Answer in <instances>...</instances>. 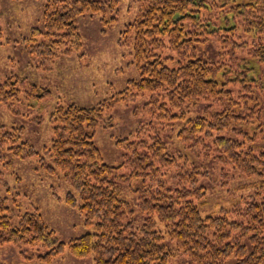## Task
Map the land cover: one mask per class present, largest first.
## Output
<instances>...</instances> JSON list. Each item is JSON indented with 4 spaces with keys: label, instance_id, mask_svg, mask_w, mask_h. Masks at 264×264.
<instances>
[{
    "label": "trees",
    "instance_id": "1",
    "mask_svg": "<svg viewBox=\"0 0 264 264\" xmlns=\"http://www.w3.org/2000/svg\"><path fill=\"white\" fill-rule=\"evenodd\" d=\"M139 4V16L124 26L119 38V44L131 45L139 78L129 80L117 99L126 98L130 91L134 95L149 93L152 98L146 104L153 106L148 110L161 109L166 112L161 116L183 120L178 137L195 143L210 139V150L224 164L233 165L247 176L264 178V151L255 153L242 140L213 135L230 128L233 122L248 120L240 111L249 109L248 93L254 81L251 62L264 64V0L226 8L224 13L231 17H225L220 27L202 13L219 7L215 0H139ZM104 12L101 0L46 1L43 28H32L29 53L43 61H52L59 54L71 55L82 46L77 19ZM235 18L241 20L244 32L254 35L251 43L236 42L232 34L220 30L234 28L235 21L230 19ZM210 36L217 39L221 48L216 61L198 55L199 44H206ZM239 47L242 49L237 53ZM165 50L173 52L175 60ZM18 82L24 80L8 77L0 83V101L18 99ZM238 82L241 86L234 92L229 83ZM256 86L264 88V79ZM26 92L37 99L50 94L47 88L34 84L28 85ZM199 103L206 104L201 113L187 117V109ZM110 104H59L50 114L53 138L46 152L52 164L45 167L46 172L60 174L68 183L70 190L64 201L81 214L91 232L60 241L38 208L19 215L13 223L0 200V245L10 242L43 247L44 253L30 257L45 264H51L65 250L77 258L91 257L93 264H169L177 255L186 256L190 264H264V200L251 199L230 212L202 215L198 202H202L206 190L196 184L201 174L197 167L179 174L181 186L170 188L161 181L154 189H137L134 203L120 197L111 176L129 161L115 166L105 163L89 132L96 128L103 109ZM257 106L253 104L246 114L260 117ZM22 129L17 128L20 132ZM19 137L16 131L0 126V145H14L8 149L17 156L34 154L30 143L17 144ZM152 138L148 144L126 143L127 147L133 145V169L128 176L149 175L154 179L161 167L175 162L165 141ZM124 141L119 140L117 145H124ZM143 145L146 149L139 151ZM135 213L142 217L140 224ZM232 214L235 218L230 217ZM157 223L164 227L173 247L163 242Z\"/></svg>",
    "mask_w": 264,
    "mask_h": 264
},
{
    "label": "rangeland",
    "instance_id": "2",
    "mask_svg": "<svg viewBox=\"0 0 264 264\" xmlns=\"http://www.w3.org/2000/svg\"><path fill=\"white\" fill-rule=\"evenodd\" d=\"M46 1L0 0V83L8 77L24 80L17 84V100L7 103L0 101V126L19 134L17 144L28 142L34 149V154L30 156H17L8 149L14 145L8 142L0 145V200L6 207L4 213L10 216L13 223L18 221L19 215L38 208L45 224L60 241L91 232V228L84 225L81 214L64 201L66 192L70 190L68 183L60 174H49L45 169L52 164L46 152L53 138L50 114L55 106L68 103L94 107L105 101L111 102L109 107L103 109L96 128L89 132L105 163L115 166L128 159L129 163L122 164L114 171L111 179L118 187L120 197L131 203H134L139 188L154 189L161 181L170 188L181 186L179 174L192 167H197L201 173L196 184L206 190L202 202H198L202 215H215L222 210L230 212L251 199L264 200L263 177L247 176L233 165L224 164L210 150L213 148L210 139L195 143L178 137L183 120L161 116L162 113L166 114L161 109L148 110L153 106L152 103L146 104L152 98L149 93L134 95L130 91L126 98L117 99L129 80L139 78L131 45L119 44L124 26L139 16V0H101L105 5L103 14L83 15L77 19L81 49L69 56L59 54L52 61H43L40 56L31 55L28 47L32 44V28H43L42 10ZM247 1L215 0L219 7L202 10V13L220 27L226 21L225 17H231L224 13L226 8ZM102 18L108 22L104 23ZM230 20L235 21V27L226 32L220 30L232 34L236 42L251 43L254 35L243 31L241 20ZM219 45L217 39L210 36L206 44H199V57L216 61L221 53ZM241 49L239 47L237 53ZM165 53L175 60L173 52L165 50ZM251 65L254 81L250 83L253 86L248 93V108L257 103L261 119L258 114L248 116L246 113L251 111L242 109L240 112L248 118L247 121L233 122L230 128L214 132L213 135L237 138L259 153L264 151V125H260V121H264V88L256 85L264 79V64L252 61ZM30 84L47 88L50 94L40 99L27 95ZM238 86H241L240 82L229 83L234 92H237ZM205 106V103H199L196 107H189L186 116L201 113ZM19 127L23 128L21 132L17 130ZM153 136L165 141L169 153L176 158L175 162L161 167L154 179L149 175L128 176L133 169V145L128 148L126 143L142 141L148 144ZM124 139V145H117L119 140ZM144 149L145 145L139 147V151ZM230 217L235 218V214ZM135 219L140 224L142 217L135 213ZM157 228L163 233V242L173 247L174 243L169 240L164 227L157 223ZM45 251L40 246L4 243L0 245V262L45 264L30 257ZM51 264L93 262L91 257L77 258L65 250ZM169 264L190 263L186 256L177 255L169 260Z\"/></svg>",
    "mask_w": 264,
    "mask_h": 264
}]
</instances>
